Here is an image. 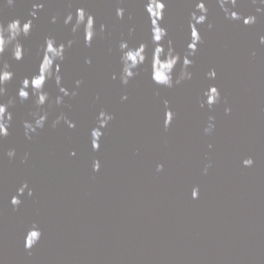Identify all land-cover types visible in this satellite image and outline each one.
<instances>
[{
	"label": "water",
	"instance_id": "1",
	"mask_svg": "<svg viewBox=\"0 0 264 264\" xmlns=\"http://www.w3.org/2000/svg\"><path fill=\"white\" fill-rule=\"evenodd\" d=\"M33 2L0 6V22L33 20L30 34L21 38L23 58L16 61L9 52L3 54L14 73L3 100L15 98L21 79L36 73L45 37L57 43L74 41L60 64L62 85L71 90L77 79L82 83L77 95L65 97L59 108L45 105L48 122L31 140L24 136L22 121L31 119L34 98L16 100L9 109V134L0 139V261L264 264V45L259 43L264 16L258 14L257 23L249 26L228 21L216 0H206L213 27L196 25L202 43L190 57L191 80L172 88L158 86L146 61L124 86L116 42L122 35L131 46L143 41L149 57L153 48L145 0H35L43 4L35 18L30 16ZM239 2L238 11H254L250 0ZM193 3L166 0L159 22L181 56L190 38ZM118 4L126 9L123 19L115 17ZM76 7L86 8L97 26L105 25L103 38L85 45L82 33L73 34L63 24L64 14ZM129 26L135 28L131 36ZM161 43L167 47L166 40ZM180 67L178 63L176 72ZM210 69L216 72L214 79L206 76ZM209 85L218 88L220 102L201 107ZM45 90L50 98L58 94L53 80ZM124 93L127 99L121 100ZM164 100L175 112L167 129ZM101 109L114 118L94 151L90 129ZM59 111L76 126L50 127ZM209 116L215 127L206 134ZM9 148L17 153L11 161L5 155ZM25 152L28 158L21 162ZM249 156L252 166H243ZM94 159L100 161L97 171L92 170ZM158 164L163 165L160 171ZM24 181L32 195L26 189L13 209L10 197ZM193 187L199 190L195 199ZM33 224L42 235L26 249L24 236Z\"/></svg>",
	"mask_w": 264,
	"mask_h": 264
},
{
	"label": "clouds",
	"instance_id": "2",
	"mask_svg": "<svg viewBox=\"0 0 264 264\" xmlns=\"http://www.w3.org/2000/svg\"><path fill=\"white\" fill-rule=\"evenodd\" d=\"M16 3V0H0V6L7 4L11 7ZM251 5L254 6V11L248 14H243L238 11L240 7L239 0H216V4L223 16L228 21H238L243 25H254L257 23L258 14L264 16V0H250ZM43 7L41 2L32 3V10L30 16L35 18L37 16V10ZM166 7V0H145V10L149 16L150 22V34L153 48L149 57L148 45L141 41L135 46H131L126 39L121 36L116 42V48L118 49L120 56V71L119 80L124 86L129 84L136 75L138 69H140L145 62L149 63L150 78L158 86L172 88L176 85H180L184 81L191 80L192 72L189 71L193 60L190 57L194 56L197 51L199 43H202V38L198 32L196 25L205 24L209 29L213 27L211 20L209 19V8L206 0H194L193 11L189 14V41L186 45V51L183 56L177 53L172 45V41L167 39V29L159 23L164 14ZM125 7L118 4L115 8V17L117 19H123L125 14ZM131 20V14L128 16ZM57 19L56 15L51 17L54 23ZM63 24L70 25V31L73 34L82 33L85 45H90L93 39L103 38L105 34V25L99 24L97 26L94 16L87 11L84 7H76L75 12L69 10L63 16ZM33 26V20L31 18L21 21L19 18L9 20L7 23L0 22V139L8 136L9 127L12 121V113L9 109L16 103V100L24 101L31 95L34 104V110L31 112V119L22 121V127L24 136L26 139L31 140L35 134L42 129L48 122L49 112L45 110V105L48 109L59 108L65 104V97L72 98L77 95L76 89L79 88L82 83L77 79L75 87L71 90L62 85V75L60 73V64L65 59L66 50L74 43L69 39L66 43H57L53 37H45L42 49L39 52V62L37 65V71L34 75L24 77L21 79L19 87L17 88L16 97H9L7 101L3 100L6 89L5 85L9 82L14 73L10 70V65L7 61L3 60V54L7 51L10 53L12 59L19 61L23 58L26 50L24 49L21 38L27 37ZM128 35L131 36L135 31L134 26L128 27ZM167 47H165L161 41H165ZM259 43L264 45V35L259 37ZM111 51V49H109ZM252 55H255L253 52ZM85 63L90 64L91 59L85 58ZM180 64L179 72H176V65ZM175 74V75H174ZM206 76L210 79H214L216 72L214 69H210ZM115 79L116 77L113 76ZM48 80H53L58 86V94L54 98H50L48 92L45 90V84ZM30 89V91H29ZM204 99L200 102V106L207 105L212 108L214 105L220 102L221 96L218 88L214 85L209 87L203 93ZM98 99V97H97ZM127 99V93L121 95V100ZM168 101L164 100L165 106L163 127L167 129L175 117V112L168 107ZM225 113L230 112L229 107L224 108ZM114 118L111 112L101 109L95 117V126L90 129V142L94 151L100 147L99 140L103 135V130L108 126L109 122ZM213 117L209 116L208 124L204 128V132L211 133L215 125L212 122ZM66 125L68 128H74L75 122L70 120L68 116L59 111L55 118L50 122V127L55 128L58 125ZM211 147V145H209ZM75 153H70L74 155ZM5 155L11 161L16 158V149L9 148ZM28 158V153L25 152L21 158V162H24ZM252 157H247L242 160L243 166L250 167L253 164ZM211 164L205 166V171ZM100 168V161L94 159L92 161V170L97 171ZM163 165H157V171H160ZM27 189V195H32V189L28 186L26 181L16 188V193L10 197V204L13 209L17 208L21 204V196L25 194ZM199 190L197 187H193L191 190V197L193 199L198 197ZM41 230L33 224L24 236V247L31 249L38 243L41 238ZM0 264H3L0 261Z\"/></svg>",
	"mask_w": 264,
	"mask_h": 264
}]
</instances>
